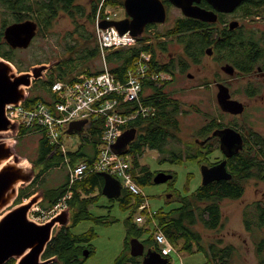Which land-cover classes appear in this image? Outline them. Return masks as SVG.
Returning <instances> with one entry per match:
<instances>
[{
    "label": "trees",
    "instance_id": "trees-1",
    "mask_svg": "<svg viewBox=\"0 0 264 264\" xmlns=\"http://www.w3.org/2000/svg\"><path fill=\"white\" fill-rule=\"evenodd\" d=\"M79 0H23L26 6H30L32 16L39 19L41 27L39 31L48 28L53 19L59 16L61 13L74 17L76 14H82V6L78 4ZM92 19L91 23L94 25V16L98 10V4L102 2V8L106 6H123V0H92ZM166 3H168L165 0ZM264 5V0L253 3L251 0H247L241 9L242 14L247 17V14L251 12V8ZM255 15V14H254ZM220 22V23H219ZM222 20H217L215 23L203 22L200 20H176L174 25L167 28L164 32H157L155 35L145 34L146 29L142 36L137 38V43L122 48L107 52L105 56V62L110 72H112L116 78L120 80L124 79L125 73L132 68L135 60L141 52L149 51L152 53V66L155 69L170 72L172 74V66L167 62L162 61L159 58V52L167 49V43L171 34H175L177 41L183 45V54L186 59H189L192 63H199L201 57L206 54L205 49L212 47V55L215 60L221 62H229L234 64L235 67L243 71L244 73L251 72V69L258 63L264 61H257V53L259 52L258 44L253 34V29L248 30H228L225 26L221 25ZM75 23V20H74ZM75 32L81 37L83 43V53L77 57L75 63H61L54 65L49 71L48 76L44 80L39 79L38 82L43 87L51 92L50 86L56 80H71L75 78V71L78 63L81 68L77 71L85 72L87 74H97L102 71L100 68L97 71L91 70L86 66L88 58L93 55L99 54V48L96 42L95 30L87 33L84 29V25L76 21ZM155 26V24H149L146 28ZM95 29V28H94ZM161 37H166L162 39ZM93 42L91 45L90 43ZM76 43L69 45V49L74 51ZM184 62V63H183ZM77 63V64H76ZM178 66L183 70L186 61L178 62ZM109 65V66H108ZM86 66V67H85ZM21 71V70H20ZM72 74V75H71ZM37 82V81H36ZM35 82V83H36ZM168 83V82H166ZM161 87L153 86L151 93L146 101H151L157 107V111L153 116L144 119L135 120L130 126L136 127L137 135L133 141L128 145V150L125 153L131 154V167L134 174V178L139 185H145L153 183V173L146 165L139 163V158L143 154L146 148L157 150L159 152V161H169L171 163H179L182 161H196L198 164L205 159L204 155L210 153L212 150L205 151V146H201L195 139L206 138L208 134L216 127V118L209 121L206 125L202 126L197 131V136L193 141L185 143L183 148L180 145V137L178 135L180 131L179 105L171 96V113L167 101L169 98L166 94H163L160 90ZM160 90V91H159ZM157 91V93H156ZM173 92V91H172ZM54 96V95H53ZM41 100L44 103L50 104L51 102L45 101L42 95L30 96L28 94L24 105L30 107L36 101ZM171 114V115H170ZM102 130V120L95 119L89 123V131L91 134H97L100 137ZM21 130L19 134H23ZM92 138V137H91ZM255 144L259 145L261 156H256L253 160L246 155H238L234 158L235 163L232 165V177L228 180H220L209 182L207 184H200L194 191L186 195H180L178 198L179 206L168 211L158 210L155 218L158 225L163 230L166 237L171 243H175L177 240L180 243L181 249L193 253L194 251H202L206 257V262L199 264H231V256L234 253V248L230 244L224 245L222 240H216L208 243L207 246L203 244V239L200 232L196 229L197 225L205 229H216L222 222V209L221 202L224 199H238L244 193V183L249 178L264 179V135H255ZM92 140V139H91ZM206 142L204 145L208 144ZM97 144V142H94ZM171 145V148L168 147ZM45 136H41L40 143L38 144L37 158L33 162L37 161L46 162V167L40 169L37 174L42 175L49 167L59 166L63 155L54 149ZM77 152H67L72 163H76ZM97 155V154H96ZM95 156H91L87 161H92ZM127 156V155H126ZM171 173V172H170ZM169 180V185L172 186L175 180V175ZM41 183V182H40ZM76 183H80L81 189L76 188ZM76 184V185H75ZM31 186L20 189L18 195V201L22 197H29L33 193L31 190L27 191ZM68 179L65 183L57 188H47L43 192L45 196L50 198V201L43 202L41 205L52 206L58 198L62 197L67 191ZM99 185L100 189L103 185V176L101 172H92L85 175L81 180L75 182L72 187V196L68 200V206L71 207L72 224L84 219H92L97 224H106V218L100 216H91L88 209L90 204V197L87 195L90 193V188ZM85 195V196H84ZM133 196H135L133 201ZM122 204L138 206L142 201L141 196L133 194L126 190V194L120 197ZM251 205H248L250 207ZM262 209L264 220V210ZM254 210H246L244 212L245 221L250 228L249 223H254L256 217ZM253 218V219H252ZM131 219V218H129ZM105 220V221H104ZM248 221V222H247ZM110 222H113L111 220ZM71 224V225H72ZM127 225V223H125ZM260 223H256L255 225ZM144 227L138 226L135 233L139 238L143 233ZM132 231L129 227H126V236L124 238L125 248L115 258L113 264H139V256H131L128 250V238ZM95 235V231L89 230V232L81 235H72L70 231L65 233H56L52 240L48 244L46 254H55L58 260H61V264H80V261L75 263L77 258L82 253V250L89 248L86 246L88 241ZM151 238L154 242L153 236ZM84 245H82V243ZM87 242V244H85ZM155 243V242H154ZM221 244L223 246H221ZM193 245L197 250H192ZM90 249V248H89ZM91 253V249L89 250ZM157 249V246H155ZM258 254V253H257ZM168 257L169 262V256ZM69 260L71 262H69ZM257 264H264V261L259 258Z\"/></svg>",
    "mask_w": 264,
    "mask_h": 264
},
{
    "label": "rangeland",
    "instance_id": "rangeland-1",
    "mask_svg": "<svg viewBox=\"0 0 264 264\" xmlns=\"http://www.w3.org/2000/svg\"><path fill=\"white\" fill-rule=\"evenodd\" d=\"M92 3V0H79L78 4L82 6V14H76L73 18L70 15L60 14L53 19L48 28L38 32L28 47L16 49L13 63L18 68L25 70H29V67L32 65L49 63L54 59H60L61 61L59 62L63 64L65 62L68 64L75 63L77 57L81 56L84 50L82 39L75 32L76 27L74 24L76 21L83 24L87 33L95 30L97 12L94 16L93 25L91 23V19L93 18L91 12ZM108 7L116 10L118 20L124 18L126 12L123 6ZM168 8L169 19L164 23H158L155 24V26L147 28L145 34L156 35L157 32H164L167 28L173 26L175 21L173 19L181 14L175 7L169 6ZM103 9L104 8L101 9V13H103ZM235 16L241 17L243 14L241 11H237ZM4 17L7 19L9 18L7 15ZM1 22L2 20H0V23ZM247 22H249L248 25H255L256 28L264 31V17L254 23L250 21ZM1 26L2 24H0V29ZM143 33L140 36H142ZM161 38L164 39L166 37ZM169 39L167 43V54L170 53L171 56L175 57L177 63L186 61L183 70L177 65L174 79L171 82V96L176 99L180 109V114L178 116L180 118V131L178 135L182 142L187 143L193 141L194 137L197 136V131L210 121L211 118L222 119L225 124L230 122H236L239 125L249 124L255 130L264 133V93H262L260 97L250 98L246 96L244 92L248 83H256V80L251 79V77L247 75H238L237 73L232 75L226 74L221 66L225 61L219 62L214 59L213 55L204 54L199 63H192L189 59H186L183 54L182 45L180 43L178 44L175 39L171 41V37H169ZM73 43L77 44L74 49L75 53L69 49V45ZM90 44L92 45L93 42ZM125 47L128 46L122 48ZM113 50L116 49L106 51L105 56L107 52ZM104 62L105 59H103L99 53L96 56L93 55L88 58L86 66L93 71H97L104 67ZM80 68L81 65L78 63L72 74L76 73L75 76L85 74V72L77 73ZM187 74H190L191 77H188ZM43 79L44 78H42V80ZM216 81L226 83L231 93L245 103L246 109L243 114L239 116L222 114L216 99ZM261 86L264 88L263 84H261ZM28 94H30V96L42 95L44 100L49 102L54 98L53 93L43 89L38 81L32 84L28 89ZM66 129L67 127L63 129L60 141L67 146L68 152L79 151L76 157L77 162L87 161L91 156H95L98 150L101 149L100 137L97 134L90 133L89 123L84 126L83 131L80 133H67ZM41 136L42 133L40 132L26 131L25 134H19L15 138L14 148L16 152L20 154L30 166H32L37 158L38 144L40 143ZM181 141L180 144H182ZM94 142H97V144ZM54 149L58 151L56 148ZM126 155L131 161L132 155ZM219 155L220 153L215 151L211 155V160L215 161ZM62 160L59 166L49 167L42 173L41 183L36 185L37 187L33 186L34 189L30 187L27 191L31 190L33 193L32 195H35L39 193L40 190L57 188L65 183L68 179V169L67 165L62 163ZM139 163L148 166L153 175L158 171H171L176 177L172 186L169 185V181L159 184L153 182L140 185L142 190L140 196L143 201H147L151 210L168 211L178 207L179 196L191 193L201 184L200 165L196 161H182L179 163H171L169 161L160 162L159 152L146 148L139 158ZM45 167L46 162L37 161L34 169L37 173L40 169ZM76 184V188L80 190V183ZM126 190L127 189L122 188L120 196L117 199H111L101 192L99 185L90 188V193L87 195L90 197V204L87 210L91 216H102L106 218L107 223L100 225L95 223L92 219H84L70 226V233L75 236L78 235V237L89 232L90 229L95 231L94 237L88 241V244L87 242L85 243L87 244L86 246H90L89 248L92 250L91 253L85 255L82 250V253L75 263L80 261V264H113L115 258L125 248V221L129 220V218L135 221V216L139 211L137 206L122 204L120 197L125 196ZM263 192V183L250 179L244 183V193L242 197L238 199H224L221 202L222 222L218 228L205 229L200 225L196 226V229L202 236L203 244L207 246L208 243L219 239L222 240L224 245L228 243L233 244L234 253L231 256V264H257L259 258L264 261V220L258 221V218L263 216V213L261 208H255V204H258V202L264 207ZM169 193L172 195L171 198L166 197V194ZM29 198L30 197H28L27 201ZM132 198L134 201L135 196ZM68 200L66 208L71 209V207L68 206ZM49 201L50 198L48 197V202ZM41 203H43V201L37 204L40 209L43 208L48 210L49 207H51L45 205L44 208V205H41ZM247 204H252L251 210L254 209L256 213L254 223H249L250 228L245 227V217L242 216V214H244L242 210L248 209L245 207ZM30 218L36 220L34 216ZM114 218L117 220H113ZM111 220H113V222L108 224ZM256 220L260 223L261 227L255 225ZM56 226L59 227L58 225ZM138 226L145 228L139 240L142 241L151 236L148 222L143 225L138 224ZM181 242L183 243L182 240ZM181 242L179 243L177 240L175 243L171 244L172 249L167 254L169 256V262L167 264H199L206 262V257L202 251L190 253L189 251L181 249ZM82 245H84V243H82ZM221 246L223 245L221 244ZM192 250H197L195 245H193Z\"/></svg>",
    "mask_w": 264,
    "mask_h": 264
},
{
    "label": "water",
    "instance_id": "water-1",
    "mask_svg": "<svg viewBox=\"0 0 264 264\" xmlns=\"http://www.w3.org/2000/svg\"><path fill=\"white\" fill-rule=\"evenodd\" d=\"M169 1L180 7L186 16L198 18L203 22L215 23L218 12H230L244 0H206L211 5V9L198 5L200 0ZM123 7L127 17L119 20H102L98 26L101 28L113 26L120 34L128 31L133 36H140L147 23H164L167 18L166 6L162 0H124ZM227 25L229 29H234L239 22L231 20ZM37 30L38 24L34 20L13 22L5 28L4 37L11 46L26 48L32 42ZM205 52L207 55H212V47L206 48ZM59 61L60 59H54L49 63L32 65L29 70L18 71L12 62L0 57V213L3 212L0 215V264L10 258L17 260L15 264H49L56 261L58 259L56 255L47 259H42L41 255L52 236L58 231V229L54 230V227L56 225L69 227L72 224L71 209L66 207L43 223L30 218L31 208L44 198L43 190L30 196L26 202L15 203L19 190L32 183L36 172L34 165L30 166L16 152L14 145L15 138L19 134V123L10 121L6 115L7 104L18 105L24 102L33 80L46 78V71ZM222 69L229 73L233 71L230 64L223 65ZM217 88V103L223 110L234 114L243 112V103L231 99L228 88L224 84L218 83ZM86 123V119L74 120L69 124L66 132L80 133ZM136 133L137 129L134 126L125 129L114 143V151L125 154L129 143L135 139ZM213 134L220 136L221 147L227 157L242 148V137L233 128L215 130ZM208 138L195 139V141L202 145ZM200 171L202 184L219 179L228 180L232 177L226 169L225 160L211 166L202 164ZM102 176L101 192L108 198L117 199L122 191L120 181L108 172H102ZM172 177L170 172L158 171L153 175L152 181L157 184L165 183ZM83 253L89 254L88 249H84ZM130 255L142 256L140 264H167L168 262V257L163 256L153 247L145 252L143 241L137 237L130 239Z\"/></svg>",
    "mask_w": 264,
    "mask_h": 264
},
{
    "label": "built area",
    "instance_id": "built-area-1",
    "mask_svg": "<svg viewBox=\"0 0 264 264\" xmlns=\"http://www.w3.org/2000/svg\"><path fill=\"white\" fill-rule=\"evenodd\" d=\"M103 8L101 13V2L96 15L95 35L99 53L104 59L106 51L131 46L136 43L138 36H133L128 31L120 34L113 26L99 27L102 20H118L116 10L108 6ZM133 65L125 73L123 80L109 71L106 62L102 71L97 74L85 73L71 80H56L50 86L54 95L50 104L41 100L30 107H26L23 102L18 105L7 104L6 115L10 121L19 123V133L21 130L24 131L23 134L26 131L42 133L63 155L62 163L68 169L67 191L48 210L40 209L38 205L33 206L29 216H34L35 221L46 222L65 208L67 200L72 196V185L92 172H108L120 181L122 188L140 196L142 190L135 181L130 159L125 154L116 153L113 145L135 120L148 118L156 113V105L146 100L151 88L168 82L172 74L153 68L152 53L149 51L141 52ZM79 119H86L87 123L95 119L102 120L101 149L92 161L72 163L67 155V146L60 141V137L65 127L68 128L72 121ZM27 199L28 197H22L20 202H26ZM137 208L139 211L135 222L141 225L148 222L157 250L163 255L168 254L172 243L158 225L155 218L157 211L151 210L143 199Z\"/></svg>",
    "mask_w": 264,
    "mask_h": 264
},
{
    "label": "flooded vegetation",
    "instance_id": "flooded-vegetation-1",
    "mask_svg": "<svg viewBox=\"0 0 264 264\" xmlns=\"http://www.w3.org/2000/svg\"><path fill=\"white\" fill-rule=\"evenodd\" d=\"M22 1L23 0H0V20H2V22L0 23V24H2L1 29H0V57L4 58L5 60H8V61H10L12 63H13V59H15L16 49H19V47H13V46H11L8 43V41L5 39V37H4V30L7 27V25H9L10 23H13V22H18V21H23V20H34L38 24V30H37L36 35L38 34L39 29L41 27V24L38 21L39 19H37V18H35V17L32 16V12L30 10V6L29 5L26 6V3L25 2H24V5H23L22 4ZM162 1H163V3L166 6V11H167V18H166V20L169 19V8H168L169 6L175 7L180 12V14H181L180 16H177V17H175L173 19L175 21L176 20H187V19L200 20L198 18L186 16L182 12V10H181L180 7L175 6L174 4L170 3L169 0H166L168 3H166L165 0H162ZM246 1L247 0L242 1L234 10H232L230 12H218V18H217V20H219V21L222 20L221 25L223 27L225 26L228 30H237V29L248 30V29H253L252 36H254V38L256 39V43L258 44V49H259V52L257 53V61H259V60L261 61V59L264 60V31H262L259 28H256L255 25H248L249 22H247V21H250V22L254 23L255 21H258L261 18L263 19V17H264V5L258 6V7H255V8H251V12L247 14V17L244 14L241 17L240 16H237L236 17L235 16L236 12L237 11H241V9L244 6V4H245ZM251 1L253 3L260 2V0H251ZM194 3H196V2H194ZM197 4L200 5L201 7L206 8V9H211L212 8L211 5H209L206 0H200V2H198ZM61 14H63V13H61ZM5 15H7L9 18L8 19L5 18L4 17ZM127 16H128L127 13H125V16L124 17H127ZM238 17H240L242 20L240 18H238ZM231 20H237L239 22V25L237 27H235L234 29H229L228 28V25L227 24ZM149 24H158V23H147L146 26L149 25ZM173 25H174V23H173ZM145 29L147 30L146 27H145ZM145 29H144V31H145ZM35 36H34V38H35ZM173 39L177 40V37H176L175 34H171V41ZM177 43L179 44L180 42L177 41ZM180 44L182 45V43H180ZM182 50H183V45H182ZM167 51H168V46H167V49L166 50H161L159 52V58L162 61L169 63L170 64V67L172 66V77L168 81V83L160 84L159 87H161L160 88L161 92L163 94H166L167 97L169 98V100L167 101V104L169 106L170 113H171V82L174 79L175 70H176V67H177V65L179 63H177L176 58L173 57V56H171L170 53L167 54ZM225 64H230L233 67V71L231 73L224 71L226 74L232 75V74L237 73L238 75H247V76H250L251 79L256 80V83L249 82L248 83V86H246V88L244 90L246 96H248L250 98H257V97H260L262 95V93H264V88L261 86V84L264 85V61L258 62L251 69V72H248V73H244L243 71H241L240 69H238L237 67H235L234 64H231L229 62H224L221 66H223ZM17 69H18V71L25 70V69H20L18 67H17ZM49 70L46 71V75L47 76H48V71ZM187 76L188 77H191L188 74H187ZM38 80L39 79L33 80V84L36 81H38ZM218 83H222V84H224L228 88V91H229V94H230V98L231 99L238 100V101L242 102L243 105H244V110H243L242 113L234 114V113H231V112H228V111L223 110L220 107V105L218 104L219 107H220V109H221V111H222V114H229V115H232V116H239V115L243 114L244 111H245V109H246L245 103L243 101H241L240 99L236 98V96H234L231 93L230 88H229V86L226 83H224L222 81H216V86H217ZM217 90H218V88H217ZM156 93H157V91H156ZM212 119L213 118H211L210 121H212ZM179 120H180V118H179ZM215 124H216L215 125L216 127L212 130V132L210 134H208L206 136V138H208L209 136L210 137L201 145V146H205V148H204L205 151H208V150H212V151L210 153H207V154L204 155L205 159L199 163L200 166L202 164H206L208 166H211L213 164L219 163L222 160H225L226 161V169H227L228 172L231 173L233 171L232 170V165L235 163L234 158L236 156H238V155L239 156L240 155H246V156H248V158H251L253 160L256 158L257 155L258 156H261V153H260V150H259V145H256L255 144V138L254 137H255L256 134L257 135L258 134L264 135V133H261V132L255 130L249 124L248 125H246V124L245 125H239L236 122H230L228 124H225L222 121V119H219V118H216V123ZM226 127H230V128L235 129L237 132L240 133V135L242 137V148L239 149L237 151V153L231 155L230 157H227L225 155V153L223 151V148L221 147V138H220V136L213 134V132L215 130H222V129L226 128ZM136 135H137V133H136ZM206 138H203V139H200V140H204ZM208 140H210V142L208 144L204 145L206 142H208ZM181 143L182 144H180V145L184 148L186 142H182L181 141ZM168 147L171 148V145H168ZM215 151H218L220 153V155H219V157L215 161H212L211 160V155ZM34 166H36V164H34ZM166 172H171V171H166ZM41 178H42L41 175H39V174L36 173V176H35L34 180L32 181V183L29 186H31L32 184H34L33 186L38 185L41 182ZM201 179H202V175H201ZM250 179L260 181L264 185V179L249 178L248 180H250ZM220 180H224V179H219V180H215V181H220ZM212 182H214V181H212ZM262 195L264 197V192L262 193ZM171 196H172L171 193L166 194V197L167 198H171ZM111 199H113V198H111ZM42 201L43 202H47L48 201V197H46L45 194H44V198L41 200V202ZM248 205H251V206L248 207ZM245 207H247L248 209H245V210L243 209L242 210L243 212H246V210H251L252 204H247ZM261 207L262 206L259 204V202H258V204H255V208L256 209L257 208H261ZM262 208L264 210V207H262ZM2 213L3 212H1L0 215ZM242 216L245 217L244 214H242ZM71 220H72V218H71ZM113 220H117V219L114 218ZM259 220H262V218L259 217L258 218V221ZM258 221L256 220V223H259ZM244 222H245V227L246 228H249L248 225H247V223H246V221H244ZM125 223H127V225L125 224L126 227H129L130 230L132 231L131 235L129 236V238L127 240V242H128V251L130 253V239L132 237H136V235H134V233L137 231L138 224L135 221H132L130 219L129 220H126ZM108 224H111V222H108ZM256 225L257 226H260L259 224H256ZM70 226L69 227H66V226L57 227V226H55L54 227V230L58 229L57 233L58 232L59 233H61V232L62 233H65V232H68ZM54 235L52 236V238L54 237ZM52 238H51V240H52ZM142 241H143L144 246H145V252L147 251L148 248H150V247L155 248V246H156V244L153 242V240L151 238H147L145 240L143 239ZM48 244L46 245V247H45V249H44V251H43V253L41 255V258L42 259H47L49 257L55 256V254H46L47 253V249H48ZM228 244L233 245L231 243H228ZM141 260H142V256H140V262L139 263H141ZM16 261L17 260L15 258H10V259H7L6 261H4L1 264H15ZM69 262H71V261L69 260ZM49 264H61V260L60 259L59 260L57 259L56 261H53V262H51Z\"/></svg>",
    "mask_w": 264,
    "mask_h": 264
},
{
    "label": "bare ground",
    "instance_id": "bare-ground-1",
    "mask_svg": "<svg viewBox=\"0 0 264 264\" xmlns=\"http://www.w3.org/2000/svg\"><path fill=\"white\" fill-rule=\"evenodd\" d=\"M136 181V180H135ZM163 255V254H162ZM167 255V254H166ZM163 256H165V255H163ZM168 263V262H167Z\"/></svg>",
    "mask_w": 264,
    "mask_h": 264
},
{
    "label": "clouds",
    "instance_id": "clouds-1",
    "mask_svg": "<svg viewBox=\"0 0 264 264\" xmlns=\"http://www.w3.org/2000/svg\"><path fill=\"white\" fill-rule=\"evenodd\" d=\"M19 135V134H18Z\"/></svg>",
    "mask_w": 264,
    "mask_h": 264
}]
</instances>
